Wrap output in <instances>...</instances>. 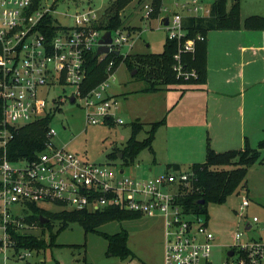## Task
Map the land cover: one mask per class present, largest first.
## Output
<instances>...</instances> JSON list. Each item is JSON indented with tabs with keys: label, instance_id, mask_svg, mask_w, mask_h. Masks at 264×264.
Wrapping results in <instances>:
<instances>
[{
	"label": "built area",
	"instance_id": "2783aa9c",
	"mask_svg": "<svg viewBox=\"0 0 264 264\" xmlns=\"http://www.w3.org/2000/svg\"><path fill=\"white\" fill-rule=\"evenodd\" d=\"M215 1L162 0L157 20L166 31V39L177 43L172 66L177 78L196 77L194 70L184 67L181 54H192L196 42L203 40L202 35L186 38L183 18L208 17ZM142 10V18L150 19L152 0L144 2ZM65 16L69 24H58L47 1L36 5L34 0H0V253L10 249L19 260L29 257L28 249L14 250L7 227L13 224L18 229H32L36 226L22 223L30 214L28 205L48 210L45 205L54 204L87 212L118 208L159 218L163 264H212L208 257L214 236L207 218L186 212L177 202L192 188L189 168L169 167L154 176L137 177L125 174L124 169L131 165H123L120 159L111 164L89 162L51 142L56 133L51 123L66 104L81 108L86 125L122 122L115 118L117 100L105 93L113 59L107 63L106 79L87 92L81 91L87 55L96 53L105 33L96 28L95 11L87 9ZM163 17H167L166 25L161 23ZM109 32L108 52L97 56L100 62L108 54L124 58L133 48L134 34L122 28ZM48 117L44 148L30 160H8L11 131ZM243 191L239 216L249 206ZM244 227L250 229L251 224ZM233 238L236 243L227 247L232 254H226L223 264H264L262 240L241 241L238 232Z\"/></svg>",
	"mask_w": 264,
	"mask_h": 264
},
{
	"label": "rangeland",
	"instance_id": "374dc122",
	"mask_svg": "<svg viewBox=\"0 0 264 264\" xmlns=\"http://www.w3.org/2000/svg\"><path fill=\"white\" fill-rule=\"evenodd\" d=\"M112 1L52 0L48 5L58 24H69L70 21L65 14L91 9L98 17L95 23L97 25L106 20V11ZM147 1L149 0H132L120 13L123 16L122 29L132 28L128 31L134 34L133 48L127 55L158 53L162 49L166 38L165 29L158 24L157 19L142 18V4ZM239 5L241 21L249 15L264 14V0H239ZM163 14L168 15L164 12ZM209 33L217 31L212 30ZM111 73L105 93L117 100L118 109L114 112L115 118L122 120L121 124L86 125L81 108L66 104L51 123L56 132L51 140L53 145L64 147L85 161L115 163L117 161H108L106 156L122 149L130 136L131 122L137 121L133 116L139 117L138 122L142 123V129L136 137L142 140L146 137L150 122L165 120L166 109L169 110L175 104H177L175 107H179L183 101L180 97V90L183 88L181 85L143 96L139 90L145 86V80L141 79L139 74L135 76V70L128 69L124 62L119 61L109 74ZM165 124L164 122L162 128L157 129L152 141V150L143 149L135 158L133 166L124 169L125 174L132 173L137 177L154 176L165 171V164L169 158L174 156L178 160L184 158L179 148L170 142L167 148ZM171 124L172 121L169 120L166 125ZM261 156H264V151L261 152ZM243 190L249 199V206L243 211L242 216H239ZM45 207L50 212L61 210L54 204H47ZM206 209L207 225L214 236L208 257L212 264H223L227 261V247L236 243L233 238L236 232L241 233V241L260 239L264 242V164L254 163L249 166L245 187L228 196L222 204H207ZM253 216L257 217L256 222L252 221ZM245 223H250L251 228L244 229ZM56 228L55 225L53 229ZM122 229L128 233L127 246L131 251V255L124 259L107 252V242L99 234L91 232L85 234L80 225L71 223L57 235L56 245L48 247L45 251L29 250L30 255L24 260H19L8 249L0 253V264H57V262L83 264L84 260L91 264H163V227L159 218L141 216L137 219L111 221L98 227V231L107 234H114ZM24 231L41 236L39 227ZM43 238L47 240V233Z\"/></svg>",
	"mask_w": 264,
	"mask_h": 264
},
{
	"label": "trees",
	"instance_id": "16d2710c",
	"mask_svg": "<svg viewBox=\"0 0 264 264\" xmlns=\"http://www.w3.org/2000/svg\"><path fill=\"white\" fill-rule=\"evenodd\" d=\"M46 0H34L35 4L44 3ZM132 0H113L107 8L106 20L96 25L101 31H113L123 28V16L121 11ZM140 1V0H139ZM162 0H152L153 11L151 19H157L160 13ZM49 20V17L47 18ZM183 25L186 31V38L202 35L203 40L197 41L192 54H181V61L187 70H194L196 77L187 80L177 78L172 69L173 55L177 51V43L174 40L165 38L162 49L158 53H133L125 56H114L108 54L103 61H98L94 53H89L86 59V76L81 85V91L87 92L94 88L106 77V67L110 59L114 60L115 67L119 61L124 62L128 69L134 71L135 76L145 80V86L139 91L141 93H154L160 90H170L177 86L189 88L193 85H201L206 79V34L212 30H264V14L249 15L240 20L239 0H216L211 5V13L208 17H184ZM128 28V27H127ZM132 28H128L130 30ZM184 89V88H183ZM182 89V90H183ZM49 117L35 121L11 131V139L8 143L6 157L10 161L17 159L30 160L35 153L44 148L46 141L45 133L49 123ZM165 120L160 119L149 124L146 137L138 140L137 134L142 129L140 122H131V132L122 149L107 154L108 161L118 160L121 153L123 165H132L135 158L143 150H152V141L157 129L164 124ZM107 125H113L108 120ZM264 149V139L257 142L252 148L248 143L242 149H232L223 152H216L208 145L206 146L205 159L202 163L192 164L189 169L193 173L192 188L182 193L177 202L181 204L186 212L203 214L207 217V204H222L227 197L245 187L247 169L254 163H264V156L261 150ZM178 169L179 165H167V168ZM30 214L22 219L24 225L39 227L41 236H35L24 230L18 229L15 225L9 224L7 233L9 240L13 242L14 250L28 249L45 251L55 244L57 235L65 230L71 223H77L82 227L84 233H97L107 242V252L124 259L131 255L127 246L128 233L120 230L114 234H107L98 231V227L111 222L137 219L141 216L137 213L123 211L118 208H107L102 211L87 212L85 210L61 209L50 212L35 204L28 205ZM40 217L48 221L40 223ZM57 228L54 230V226ZM47 233V240L43 235ZM59 264V262H57ZM83 264H91L84 260Z\"/></svg>",
	"mask_w": 264,
	"mask_h": 264
},
{
	"label": "crops",
	"instance_id": "0c3cea01",
	"mask_svg": "<svg viewBox=\"0 0 264 264\" xmlns=\"http://www.w3.org/2000/svg\"><path fill=\"white\" fill-rule=\"evenodd\" d=\"M215 31L206 34L205 82L184 86L180 106L166 109L167 148L170 142L184 158H169L165 169L204 162L207 145L223 152L264 139V30Z\"/></svg>",
	"mask_w": 264,
	"mask_h": 264
},
{
	"label": "water",
	"instance_id": "95a60500",
	"mask_svg": "<svg viewBox=\"0 0 264 264\" xmlns=\"http://www.w3.org/2000/svg\"><path fill=\"white\" fill-rule=\"evenodd\" d=\"M52 3V0H48L47 1V4H51ZM161 23L163 25H166L167 23V17H163L162 20H161ZM108 43H110V32L109 31H106L102 36H101V39L99 40V46L97 48V51L95 53L96 56L100 55V54H103V53H107L108 52V47L106 46ZM73 99L71 98L70 99V102H72ZM121 153L118 154V159H121ZM40 223H45L48 221L47 218H44V217H40ZM245 229H248V227H246ZM228 256H230L232 254V251H227L226 253Z\"/></svg>",
	"mask_w": 264,
	"mask_h": 264
}]
</instances>
